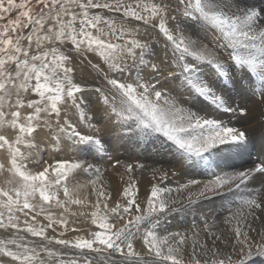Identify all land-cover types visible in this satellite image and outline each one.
I'll use <instances>...</instances> for the list:
<instances>
[{"label": "snow or ice", "instance_id": "6c2138e0", "mask_svg": "<svg viewBox=\"0 0 264 264\" xmlns=\"http://www.w3.org/2000/svg\"><path fill=\"white\" fill-rule=\"evenodd\" d=\"M257 105L264 0H0V264L264 258ZM98 114L159 166L113 158Z\"/></svg>", "mask_w": 264, "mask_h": 264}, {"label": "rangeland", "instance_id": "374dc122", "mask_svg": "<svg viewBox=\"0 0 264 264\" xmlns=\"http://www.w3.org/2000/svg\"><path fill=\"white\" fill-rule=\"evenodd\" d=\"M157 51H158V49H157ZM204 103H207V102H204ZM209 107H211V106L209 105ZM101 134H102L104 141L108 145L109 153L111 154V156L113 158L119 157V159H121V161H123V162L138 161L140 163L145 164L146 166H153V165L159 166L158 165L159 157H157L155 155V153L152 150V146L150 144H148V145L132 144L126 140H121L120 137L114 133L104 134V132H101ZM105 157H107V158H105ZM94 162L97 163V165L100 166L101 168L108 167L109 164L111 163V161L108 159V156H104L102 159H97ZM163 166L167 167L168 164L164 163ZM143 174L144 175L141 178V184H140V186L142 187L141 188L142 193L147 190L146 188H148L149 183H150L149 173L145 171V173H143ZM137 175H139V173ZM170 183H171V178L169 179V181L168 180L165 181V184H167V186H169V187H175L177 182H174L171 184ZM213 208H214L213 206L202 207L199 210L200 212L198 211L197 213H195V222L200 223L201 219H203L206 214L209 217L214 216L215 212H214ZM197 215H199V216H197ZM170 218H169V220L171 221V223H170L169 227L173 230L180 228L181 226L189 227L194 222L192 215L187 216L184 220H181V218L178 215L175 217V219H173V218L170 219ZM189 219H190V221H189ZM173 223H174V225H173ZM253 261H256L257 264H264V258H254Z\"/></svg>", "mask_w": 264, "mask_h": 264}, {"label": "bare ground", "instance_id": "6f19581e", "mask_svg": "<svg viewBox=\"0 0 264 264\" xmlns=\"http://www.w3.org/2000/svg\"><path fill=\"white\" fill-rule=\"evenodd\" d=\"M158 52H160L158 48ZM237 102H239V98H237ZM264 116V108H261L259 105L255 107V109L241 122L248 125V131L250 133V137L252 140L251 151L253 154V159L257 158L262 151H264V124L261 123V118ZM96 120L98 121L97 127L100 129V132H104V134H110L109 126L107 125L106 118L103 117L102 114H98L96 116ZM118 140V139H117ZM108 143V142H107ZM115 144V143H114ZM120 145V144H119ZM143 145V144H142ZM110 147V146H109ZM138 148V147H137ZM144 149V148H143ZM116 151V150H115ZM114 151V152H115ZM116 153V152H115ZM148 153V152H147ZM138 154V153H137ZM49 157L45 155V159ZM107 158V157H105ZM150 160V159H149ZM101 161V160H100ZM103 164V163H102ZM110 169V164L108 166ZM145 173V172H143ZM108 177L111 179L113 188H115L118 184V176L114 174V172L110 169L107 173ZM144 175V174H143ZM2 179V178H0ZM170 179V178H169ZM169 181V180H168ZM174 182H183L181 177L171 178V183ZM170 183V184H171ZM167 185V184H166ZM142 188V187H141ZM146 188V187H145ZM144 188V189H145ZM147 189V188H146ZM175 195V194H174ZM206 209V208H205ZM214 209V208H213ZM200 212V211H199ZM206 212V211H205ZM208 212V211H207ZM199 216V215H197ZM172 218V217H171ZM170 218V219H171ZM178 218V217H177ZM192 218V217H191ZM202 220V219H201ZM187 221V220H186ZM190 221V219H189ZM199 223V222H198ZM181 224V223H180ZM174 225V223H173ZM177 225V224H176ZM254 259V258H253ZM259 260V259H258ZM249 264H257L256 261H250Z\"/></svg>", "mask_w": 264, "mask_h": 264}]
</instances>
